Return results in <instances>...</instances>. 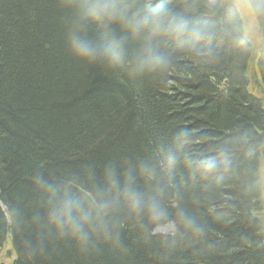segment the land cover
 Listing matches in <instances>:
<instances>
[{
  "label": "trees",
  "instance_id": "16d2710c",
  "mask_svg": "<svg viewBox=\"0 0 264 264\" xmlns=\"http://www.w3.org/2000/svg\"><path fill=\"white\" fill-rule=\"evenodd\" d=\"M250 3L264 39V0ZM169 8L187 29L162 44L168 63L137 81L70 58L58 0H0V251L10 239L14 264H264V44L253 67L235 0ZM141 156L156 165L141 188L158 207L122 215L118 249L81 252L35 227L38 175ZM167 224L174 235L156 233Z\"/></svg>",
  "mask_w": 264,
  "mask_h": 264
},
{
  "label": "clouds",
  "instance_id": "9594fccd",
  "mask_svg": "<svg viewBox=\"0 0 264 264\" xmlns=\"http://www.w3.org/2000/svg\"><path fill=\"white\" fill-rule=\"evenodd\" d=\"M65 19L62 37L74 61L106 72L125 71L133 80H145L168 63L162 44L179 40L187 20L169 8V0H58ZM185 133L173 137L164 158L168 167L178 162ZM157 175L153 160L137 158L87 159L62 174H40L34 187L41 208L35 227L58 241H69L81 252L103 242L114 249L122 244V215L153 213L154 191L141 184ZM186 225L195 222L183 216Z\"/></svg>",
  "mask_w": 264,
  "mask_h": 264
},
{
  "label": "rangeland",
  "instance_id": "374dc122",
  "mask_svg": "<svg viewBox=\"0 0 264 264\" xmlns=\"http://www.w3.org/2000/svg\"><path fill=\"white\" fill-rule=\"evenodd\" d=\"M237 10L242 20V29L246 40L251 45L253 67H257V59L264 44L263 35L260 33L256 16L253 12L250 0H235ZM260 184L262 187V200L264 206V163L260 170ZM264 231V210L261 213ZM175 226L167 224L156 229V233L163 235H174ZM16 255L10 239L7 241L3 251H0V264H14Z\"/></svg>",
  "mask_w": 264,
  "mask_h": 264
}]
</instances>
